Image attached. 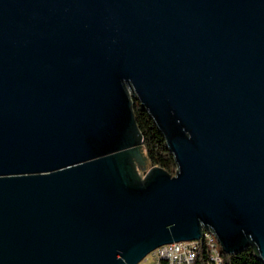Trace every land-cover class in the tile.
Listing matches in <instances>:
<instances>
[{
	"label": "water",
	"instance_id": "1",
	"mask_svg": "<svg viewBox=\"0 0 264 264\" xmlns=\"http://www.w3.org/2000/svg\"><path fill=\"white\" fill-rule=\"evenodd\" d=\"M133 99L175 175L142 179ZM204 229L264 262V0H0V264H138Z\"/></svg>",
	"mask_w": 264,
	"mask_h": 264
},
{
	"label": "trees",
	"instance_id": "2",
	"mask_svg": "<svg viewBox=\"0 0 264 264\" xmlns=\"http://www.w3.org/2000/svg\"><path fill=\"white\" fill-rule=\"evenodd\" d=\"M133 107L136 123L143 138V146L150 165L152 167H161L171 175H175L177 162L174 153L167 144L164 134L149 112L141 106L138 100L133 99ZM221 253L223 261L220 264H264L257 256L253 246H249L235 254H228L222 250ZM194 264H215L205 245L199 250Z\"/></svg>",
	"mask_w": 264,
	"mask_h": 264
},
{
	"label": "built area",
	"instance_id": "3",
	"mask_svg": "<svg viewBox=\"0 0 264 264\" xmlns=\"http://www.w3.org/2000/svg\"><path fill=\"white\" fill-rule=\"evenodd\" d=\"M206 246L215 264L223 261L221 246L216 234L208 229L199 239L172 242L157 247L138 264H194L202 246Z\"/></svg>",
	"mask_w": 264,
	"mask_h": 264
},
{
	"label": "rangeland",
	"instance_id": "4",
	"mask_svg": "<svg viewBox=\"0 0 264 264\" xmlns=\"http://www.w3.org/2000/svg\"><path fill=\"white\" fill-rule=\"evenodd\" d=\"M152 168V166L147 167L145 170L138 168L139 169V173L142 177V179H144V176L147 174V172ZM220 244V243H219Z\"/></svg>",
	"mask_w": 264,
	"mask_h": 264
}]
</instances>
